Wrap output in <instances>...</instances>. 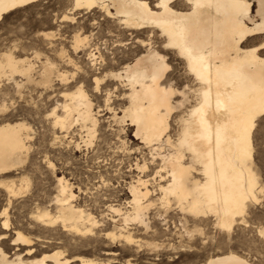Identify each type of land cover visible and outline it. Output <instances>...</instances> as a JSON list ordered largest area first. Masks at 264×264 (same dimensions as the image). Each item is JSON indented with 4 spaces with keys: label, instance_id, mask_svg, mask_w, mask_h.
Here are the masks:
<instances>
[{
    "label": "bare ground",
    "instance_id": "1",
    "mask_svg": "<svg viewBox=\"0 0 264 264\" xmlns=\"http://www.w3.org/2000/svg\"><path fill=\"white\" fill-rule=\"evenodd\" d=\"M39 1L0 0V22L13 11L31 4H36ZM82 2L88 3V0H82ZM172 2L175 3L176 0H172ZM233 2L234 0H192V6L188 7V0H181V7L173 9L176 13L175 16L155 18L145 14L143 9L139 7L144 3V0H96V3H102L104 6L97 7L92 5L83 8L75 7L76 0H67L68 5L71 4L72 7L69 8L67 6L65 14L62 16V21L76 24L74 25L75 33L72 36V45L76 42L78 46L73 47L74 53H79L87 47H92L89 45L90 36L83 35L81 32L84 29V23L81 24L76 21V16L82 12H85V14L92 13L91 20L97 26L101 24L96 18V15L99 14L108 23L112 22L113 24L114 22L115 27L119 30L123 32L130 31L128 33L129 35H133L132 33H134V37L140 43V46L146 48L134 60L125 61L126 59H123L120 62L118 61V64H123L118 70L106 72L111 81L117 82L116 86L114 84L113 86L111 85L112 87H109L110 85L107 82L109 79L103 80L101 76H93L94 90L98 79L102 80V84L108 85V87L103 89L105 110L113 111L115 121L124 120L127 117L126 126L130 128L135 127V139L140 140L143 146L150 149V152L152 151L151 167L147 169L148 171H151L152 168L157 166L171 168L173 165L189 170L188 175L192 182L185 184L183 190L179 193V196L183 198L184 203L189 207L193 204H198L203 199L202 193L204 195L208 194V190L202 187L206 180L214 179L215 185L220 189L221 193L225 190L229 193L233 191L237 183V178L229 167V161L237 154V146L234 143L227 142L222 135L219 141V147H217L216 129L219 126H227L230 128L238 120L239 109L243 105L248 103L255 105L264 104V65L256 62H247L243 57V54L249 50V47L256 46V41L260 38L259 33L251 30L261 23L264 12L257 11V0H249L253 6L248 13L250 19L245 24L250 32L248 35L241 37L238 35L234 23L236 10L231 6ZM151 10L153 13L156 12L154 7ZM157 33H159L162 45L156 47L150 40L152 39L151 36ZM41 34L50 43L57 36L53 31L42 32ZM144 34H148L151 39H141L140 37ZM170 35L176 39L178 44L193 50L199 56L203 57L204 67L202 68V74L206 79L211 81L212 108L215 109L217 93H220L222 99H226L227 97L232 98L233 107L236 110L233 115H229L223 109L218 112H213L212 110L207 111L205 118L210 126L209 137L212 144V148L208 154H205L204 149L209 141L198 137H194L190 141L194 153L185 150L180 152L179 156L176 155L175 149L166 148L167 141L171 139L170 136H166L164 138V144L160 146L153 144L149 148L148 144L145 143V139L152 136L156 130V125L147 116L152 110L158 109L159 105L163 103L158 98H153L151 94L150 85L152 81L148 78L150 68L159 58H163L164 63L168 64L167 55L169 54L175 55L185 65L187 64V59L180 54L181 49L179 47L173 48L168 46ZM81 40L84 43H79ZM7 50L0 52V79L4 77L9 80L11 79L17 86L21 83L16 80L15 76L25 77L23 73L27 68L31 67L32 78L30 80H32L34 76L33 70L35 69L32 60L28 57H17L15 52H13L12 55L21 63L14 67L9 66L4 58ZM61 55L66 56L64 52H61ZM35 57H39V54L36 52ZM88 57L92 66L97 64V60L105 64L101 47L99 48L96 44L89 51ZM67 61L68 63H75L71 57H68ZM50 65L54 66L49 59L43 63L42 71L40 72V83L42 84L51 85L49 84L51 82L50 77H53L54 68L49 67ZM107 65L110 66V64ZM168 67L170 68L169 64ZM58 75L62 80L67 79L65 73L60 72ZM193 79H196L194 74ZM78 87L79 85H76L73 91L64 92V100L54 106L52 111L60 119H63L65 115L72 117L73 124L76 123L75 118L79 117V123L86 129L85 132L89 138L92 126L91 122L95 120L96 129L98 117L96 116V112H94L90 96L85 89L82 90L83 95L78 94ZM119 89L125 91L121 99L127 101V105L122 108L123 114L120 117L110 107L111 98ZM95 93L97 92L95 91ZM109 93H111L110 97ZM176 103H181V101ZM198 107L199 105L194 103L186 109L185 113L179 118L180 126L182 125V121L186 119L193 121L200 119V114L196 116L192 115L193 111ZM65 109H67V113H65ZM176 109L174 108L173 111L168 113L165 121L168 129L170 127L169 118L174 116ZM60 110L61 113L58 112ZM133 116L138 121L135 125L131 122ZM54 125L55 120H53ZM31 130L32 128L23 121H6L0 123V177L23 169L31 148ZM181 130H183L182 127ZM64 133L65 135L63 136L66 137L69 132L65 131ZM138 150L140 149L138 148ZM251 162L254 164L253 156ZM148 164L149 162L143 160L142 164L136 162L135 166L140 171L142 166ZM141 173L143 175L138 176L135 181L129 184L130 199L127 201V205L130 207V210L123 211L114 205L108 207L109 211L111 210V212L119 217L117 220L113 219V221H118V223L120 221L122 223L121 226L114 225L111 230L106 229V227L103 228L102 222L97 218L96 214L94 215L88 209L89 205L86 204V201L80 200V193L83 192L80 185L77 186L72 182V179H68L64 175L55 176L57 178L55 189H52L50 192L46 191L44 197L41 195L43 198H40V196H35L31 199L28 198L31 200V205L26 209V214H28L26 222L21 221L22 219L20 220L19 218L12 220L11 211L14 209V200L26 197L31 189L30 180L29 177L23 175L18 179L12 177L7 179L1 178L0 205H3V208L7 209L9 228L2 229L5 217H0V264L113 263L111 258L105 260L93 257L89 258L76 251L68 252L64 247L68 246L71 241L78 239H82V242L88 243L93 239L99 238L101 235L106 239L109 238L112 242H118L127 246H136L138 241L131 233L129 225L130 223H135L144 227L147 231L149 227L148 211L152 209L147 208L143 212V221L137 222L135 214L137 212L139 193L152 191L153 183L148 181L146 172ZM256 176H258L257 173ZM61 177H63L67 185L68 192H62L60 190ZM142 180L147 181L143 187L139 184V181ZM239 182H243V177L239 178ZM158 187H167V184L161 181ZM65 196L68 197L66 200L63 198ZM223 199L224 197L218 193L214 195L212 203H204L200 206L199 210L202 214L199 216H194L187 210H181L170 199L169 207L155 210L153 215L155 218L157 217L166 221L170 216V212L176 210L180 214L177 220L179 225L178 235L183 236L192 231V229L191 231L189 230L187 225L189 222L193 223L195 220H200L202 224H207L208 221L212 220L215 227L216 214L219 213L223 216L227 210V205L222 203ZM177 203H179V200H177ZM3 208H0V210H3ZM205 208L209 210L207 214H203ZM194 226L199 227L200 225ZM44 244L46 245L44 246ZM187 247L192 249L190 246ZM236 254L237 252L231 249L226 252L222 251L221 253L209 255L197 264H231L232 257Z\"/></svg>",
    "mask_w": 264,
    "mask_h": 264
},
{
    "label": "rangeland",
    "instance_id": "2",
    "mask_svg": "<svg viewBox=\"0 0 264 264\" xmlns=\"http://www.w3.org/2000/svg\"><path fill=\"white\" fill-rule=\"evenodd\" d=\"M67 6V0H40L36 4L13 11L0 22V52L8 49L9 44H11L19 50V55L15 53L17 57H28L32 60L34 68H39V72L35 71V69L33 70V79L27 83H24L25 77L15 76L16 80L23 84L21 89H17L14 81L11 79L9 80L5 77L0 79V90L9 88L14 92L19 91L21 96L27 94L22 106L17 104L16 108L11 110L10 113L0 114V123L23 121L32 128L31 148L23 169L6 174L0 177V180L1 178L7 179L11 177L18 179L22 175L29 177L30 180L31 189L27 193L28 196L26 195V197L14 200V209L11 211L12 220L19 218L23 222L27 221L28 214H26V209L31 205V200L29 199L35 196L43 198L46 195V191L50 192L52 189H55L57 180L55 176L58 172L59 176L64 175L68 179H72V182L77 186L80 185L83 190L80 193V200L86 201V204L89 205L88 209L94 215L96 214L97 218L102 222L103 228L106 227V229L111 230L114 225L121 226L122 223L120 221L119 223L118 221H113V219L117 220L119 217L111 212V210L109 211L108 207L114 205L123 211L130 210V207L127 205V201L130 199L129 184L135 181L138 176L143 175L137 170L135 164L136 162L142 164L143 160L150 163L152 151L150 152V149L143 146L140 140L135 139V127L130 128L126 126L127 122L123 125L115 123L113 111L105 110L104 94L102 101L100 99L101 94L95 93L93 76L102 77V69L106 70V72L118 70L123 65L122 63L118 64V61L120 62L123 59H126L125 61L134 60L146 48L140 46V43L134 37V33H132L133 35H129L130 31L123 32L116 27L114 29L112 22L108 23L103 20V16L99 14L96 15V18L101 24L97 26L91 20L92 13L85 14V12H82L76 16V21L81 24L84 23L85 26L81 32L83 35L90 36L89 45L92 47H87L79 53H74L72 36L75 33L74 25L76 24L62 21V16L65 14ZM17 31L21 33L22 42L27 44V47H21L17 43V40L12 39L17 34ZM50 31L57 34L56 39L51 43L49 40L44 39V36L41 34L42 32ZM151 37L148 34H144L140 38L145 40L151 39L150 41L156 47L162 45L159 33ZM95 44L99 48L101 47L105 64L101 62L92 66L88 53L95 47ZM35 52L39 54V57H35ZM61 52H64L66 56L61 55ZM68 57H71L75 63H68ZM47 59L54 64V73L52 74L53 77H50L51 82L49 84L51 85L45 87L44 84L40 83V72L42 71L43 63ZM169 61H171V64H169L170 68L173 65H176L178 68L182 67L181 60L175 55H167V62ZM106 63L110 64V66ZM80 67H86V70L83 73L76 72V69ZM60 72L65 73L67 79L62 80L58 75ZM93 72L96 75H90ZM73 73L76 74L73 75ZM81 75H83V79H81ZM89 79L93 86L91 91L87 87ZM77 80L80 81V84L85 85L84 89L90 96L94 112H96V116L98 117L95 139L91 145H86L83 148L72 147V145L88 141L86 129L80 123L72 125L71 131L76 134L72 135L69 132L64 137L68 143L64 144L63 147L53 146L51 139H48V146L59 154L58 158L63 159V167L58 164L55 172L49 177L44 171L46 162L40 156V145L48 137L55 138L54 136H60L61 132L53 126L52 116L45 109L50 105L52 111L54 106L60 104L64 100L63 93L73 91L75 87H70V85H76ZM107 82L110 85L109 87H112L114 84L116 86L117 83L110 79ZM124 92L123 89H119L114 93L110 101V107L113 108L119 117L123 114V106L127 105V101L121 99ZM2 94L4 96L9 95L8 92H3ZM188 98L190 100L193 99L192 96ZM28 101H32V103ZM173 101L180 102L181 98L174 97ZM188 108L189 105L185 104L184 107L176 109L174 116L169 118L170 127L168 130L170 132H174L177 127H180L179 118ZM58 112L61 113V110ZM4 115H7L6 119L3 118ZM21 117L26 118L21 119ZM110 123L111 127L109 126ZM169 136L173 139L171 135ZM133 147L137 150L138 148L140 149L138 150L139 154L133 151ZM122 148L124 149L123 151L120 150ZM44 155L48 156L49 159L51 158V152H45ZM253 160L254 169L258 175L257 177H259L261 174V158L259 154L254 153ZM53 180L55 183H53ZM154 212V209L148 211L149 227L147 231L138 224L130 223V231L138 241L136 246L112 242L109 238L106 239L101 235L99 238L93 239L88 243L82 242V239L71 241L64 249L68 252L76 251L89 258L93 257L103 260L111 258L113 263L110 264H197L209 255L221 253L222 251L226 252L230 249L236 251V247L241 246L242 241L250 239L249 234L240 231L235 241L236 247L221 246L215 242L208 245H198L195 237L190 239L187 235H178L179 225L177 220L180 214L176 210L170 212L171 217L169 216L166 221L157 217L155 218ZM258 215L259 213H257ZM102 218L104 221H102ZM174 221L175 223H173ZM202 225L207 230L208 223H203ZM187 226L191 231L194 225L192 222H189ZM238 227L236 225L234 229H238ZM212 230L216 231L214 225ZM235 234L234 231L233 235ZM187 246H190L192 249H189Z\"/></svg>",
    "mask_w": 264,
    "mask_h": 264
},
{
    "label": "snow or ice",
    "instance_id": "3",
    "mask_svg": "<svg viewBox=\"0 0 264 264\" xmlns=\"http://www.w3.org/2000/svg\"><path fill=\"white\" fill-rule=\"evenodd\" d=\"M103 7L102 3H96V0H88V3H83L82 0H76L75 7L83 8L88 6ZM151 6V7H150ZM188 7L192 6V0H188ZM236 10V15L234 23L236 25L238 35L244 36L248 35L250 30L246 27L245 22L249 21L250 17L248 15L249 10L252 8V3L249 0H234L231 5ZM69 8L72 7L71 4L68 5ZM139 7L143 9V12L149 16L155 18H164L168 16H175L176 13L173 9L181 7V0H176L175 3L172 0H144V3ZM152 7L156 9V12H152ZM256 9L258 12H264V0H257ZM113 28L115 25L113 22ZM251 31H255L260 34V38L256 41V46L249 47V50L243 54L244 60L247 62H256L264 65V16L261 18V23L256 25ZM12 39L17 40V43L21 47H27L28 45L22 42L21 33L17 31V34L12 37ZM79 43H84V41H79ZM78 46L74 42L73 47ZM170 47H179L181 49V55L185 56L187 59V64L185 65L181 61V68L173 65L171 68L168 64L164 63L163 58H159L150 68L149 77L152 81L150 85V91L153 98H158L163 101L158 107V109L152 110L147 118L152 120L156 125L155 133L145 139V143L148 144L149 148L153 144L157 146L164 144V138L171 135L173 139L167 141V147L169 149H175L176 155L179 156L180 152L187 151L194 153L192 148L191 140L194 137L209 141L204 149L205 154H208L209 150L212 148V144L209 137L210 126L207 123L206 114L208 110L213 112H218L223 109L224 112L233 115L235 109L233 107L232 98L227 97L226 99L221 98V94L217 93L215 100V109L212 108V89L211 81L206 79L202 74V68L204 67L203 57L199 56L191 49L185 48L183 45L178 44L176 39L169 36ZM247 47V46H246ZM15 52L19 55V50L9 44L8 50L5 53V60L9 66H16L20 61H17L12 53ZM259 53V55H257ZM99 64L100 61L97 60ZM49 67H53L50 65ZM86 67L77 68L76 72L83 73ZM35 71L39 72V68ZM32 68L29 67L25 70L23 75L26 77L24 83L29 82L32 78ZM193 74L196 79H193ZM75 75V73H73ZM90 75H96V73H91ZM83 79V75H81ZM102 79L107 80L109 76L106 70L102 69ZM171 81V82H170ZM77 93L83 95V89L85 85L80 84V81H76ZM76 85H70V87H76ZM47 87V84H44ZM17 89H21L23 84H18ZM88 90L91 91L93 86L91 80L87 82ZM108 87L107 84H102V80L98 79L96 81L95 91L100 93V99L103 101V89ZM8 92V96H4L2 93ZM25 96H21L19 91H13L9 88H4L0 90V114L10 113L11 110L15 109L17 104L22 106V103L26 99ZM111 93H109V97ZM192 96L193 99L188 97ZM172 97L181 98V103H176L172 100ZM32 103V101H28ZM195 102L199 105L192 115L196 116L200 114V119L198 121L184 120L182 125L177 127L174 132L168 130V125L165 122L168 113L173 111L174 108H182L184 104H191ZM45 111H49L52 119L55 120V127L60 130L61 135L55 138L48 137L45 139L44 143L40 145V156L45 160L46 167H44L45 173L51 177L52 173L55 172L57 165L59 164L63 167V159L58 158L59 154L52 150L48 146L47 140L51 139L52 145L55 147H63L68 141L64 138L63 133L65 131L70 132V134L75 135L72 132L73 118L65 115L63 119L57 118L54 111H51V106L49 105ZM67 113V109H65ZM95 115V114H93ZM3 118H7L4 115ZM26 117H21L25 119ZM128 118L125 117L124 120H117L115 123L123 125ZM76 123H79V117L75 118ZM51 122V121H50ZM131 122L135 125L138 123L135 116L132 117ZM91 132L89 134L88 141L82 142L79 145H72V147H85L86 145H91L92 141L95 139V120L91 122ZM112 126L111 123L109 125ZM181 127L183 130H181ZM131 134V133H129ZM224 136L227 142L234 143L237 146V154L230 159L229 167L237 178V183L235 188L231 193L225 190L223 193L215 185V180H206L205 184L202 186L204 189L208 190V194L203 196V199L198 204H193L189 207L184 203L182 197L179 193L183 190L185 184H190L192 181L188 175L189 170L178 168L175 165L173 167H155L151 171L147 169L151 167V162L148 165L142 166L140 168L141 172H146L148 181L152 183V191H145L139 193V199L137 201V212L135 214V219L137 222H142L144 219L143 212L147 208H152L154 210H159L162 208L169 207V200H172L173 204H176L181 210H187L194 216H199L200 206L204 203H212L214 195L217 193L224 197L222 203L227 205V210L224 215L221 216L219 213L216 214L215 228L213 231V222L208 221V228L205 230L203 226L196 227L193 226L192 231L188 232L186 235L191 239L196 238V243L199 244H212L215 242L221 246H231L236 247L235 241L240 231L249 234L250 239L247 241H242L241 246L236 247L237 254L232 257L231 264H264V104L255 105L253 103H248L243 105L239 109L238 120L232 124L229 128L227 126H219L216 129V141L217 147H219V141L221 136ZM115 138V137H113ZM94 150V149H93ZM123 151L124 149H120ZM163 150V149H162ZM133 151L139 154V151L133 147ZM45 152H51V158L45 156ZM259 154L261 158V174L259 177L256 176L254 171V165L252 164L253 154ZM67 158V157H65ZM103 171V169H101ZM155 173V175H153ZM59 176V173H56ZM207 175V173H206ZM243 177V182H239V178ZM61 179L60 190L62 192H68L67 185L65 184L63 177ZM163 181L167 184V187H158L160 182ZM53 183L55 181L53 180ZM147 181H139L140 186H145ZM65 200L67 196L63 197ZM179 200V203H177ZM3 208V205H0ZM208 209L205 208L203 214L208 213ZM257 213L259 215L257 216ZM0 217H5L2 224V229H8L9 223L7 221V209L3 208L0 210ZM194 225H202L200 220H195ZM234 225L239 226L238 229H234ZM235 231V235H233Z\"/></svg>",
    "mask_w": 264,
    "mask_h": 264
}]
</instances>
